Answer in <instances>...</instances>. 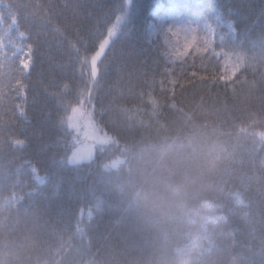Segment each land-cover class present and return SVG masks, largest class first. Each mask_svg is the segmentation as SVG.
<instances>
[{
	"label": "trees",
	"instance_id": "1",
	"mask_svg": "<svg viewBox=\"0 0 264 264\" xmlns=\"http://www.w3.org/2000/svg\"><path fill=\"white\" fill-rule=\"evenodd\" d=\"M224 2L243 44L155 64L149 9L215 28L216 0H137L110 43L123 0H0V264H264V0Z\"/></svg>",
	"mask_w": 264,
	"mask_h": 264
},
{
	"label": "snow or ice",
	"instance_id": "2",
	"mask_svg": "<svg viewBox=\"0 0 264 264\" xmlns=\"http://www.w3.org/2000/svg\"><path fill=\"white\" fill-rule=\"evenodd\" d=\"M137 7V0H123V3L117 5L115 12L119 15L115 16V23L109 24L105 28L106 42H111L114 33L119 31L121 22L127 24H134L133 12ZM176 6L173 5V8ZM187 7V6H185ZM159 9H149L148 16L145 22V30L149 35H156V39L146 40L145 45L138 48L139 53H143L145 56L152 54L154 57L153 62L159 64L161 62L166 63V55L172 48H179L185 43H192L198 45L201 43H207L208 37H212L213 45L216 44L214 36L219 34V44L221 47L240 45L243 44L246 37H248L252 31V26L244 24L243 19H238L239 11L233 8L231 5L226 4L224 0H216L214 5V15L216 27H210L208 25V18L202 16L192 15L191 18L187 16H177L174 20H170L165 17H158L155 12ZM171 11V9L169 10ZM257 19L264 20V4H261L257 9ZM203 20L205 31L200 33L196 27L192 25ZM183 21L184 23H181ZM244 24L243 27L241 25ZM183 34L184 39L180 40L179 36ZM175 38V43L171 47L172 40ZM103 47V42L99 45Z\"/></svg>",
	"mask_w": 264,
	"mask_h": 264
},
{
	"label": "rangeland",
	"instance_id": "3",
	"mask_svg": "<svg viewBox=\"0 0 264 264\" xmlns=\"http://www.w3.org/2000/svg\"><path fill=\"white\" fill-rule=\"evenodd\" d=\"M26 67L28 62L25 63ZM80 131V130H79ZM82 141L79 147L74 151V154L70 157L71 162H81L93 155V147L96 143H106L111 137L103 132L100 128L95 129H85L80 131Z\"/></svg>",
	"mask_w": 264,
	"mask_h": 264
}]
</instances>
